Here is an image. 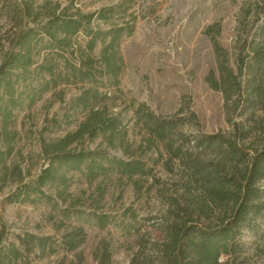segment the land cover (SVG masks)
<instances>
[{
    "label": "rangeland",
    "instance_id": "1",
    "mask_svg": "<svg viewBox=\"0 0 264 264\" xmlns=\"http://www.w3.org/2000/svg\"><path fill=\"white\" fill-rule=\"evenodd\" d=\"M263 1L0 0V62L9 50V38L17 30V20L21 23L19 2L32 8L25 28L44 24L54 11L57 15L81 12L94 16L90 23L88 18L84 19L85 27L73 37L72 47L66 51L52 45L45 35L39 36L29 73H11L13 81H18L21 106L13 110L7 131L0 116V159H5L0 163V216L7 228L8 242L18 243V237L25 233L59 238L67 226H83L87 234L80 248L85 257L83 264H99L96 254L102 243L109 245L110 264H130L142 242L161 241L164 226L172 219L174 209L170 202L183 193L188 181L182 159L196 137L222 133L230 138L245 134L243 143L248 148H257L264 139V107L257 103L250 110L236 111L233 102L206 81L218 66L214 40L227 52L230 68L237 70L242 59L248 61L251 46L261 42L257 30L264 22V14L257 7L264 8ZM101 11L106 19L98 18ZM117 29H122L115 47L122 66L119 77L98 73L95 81L75 77L66 62L79 66L88 55L97 61L105 46L98 41L94 51L89 52L88 33ZM19 51L17 46L15 53ZM42 65L46 69H41ZM47 67L54 68V79ZM47 83L49 88L43 91ZM80 98L86 105L80 103ZM6 101L2 87L0 106ZM141 105L157 118L177 123L166 142L147 140L146 118L139 121L136 116ZM92 108L118 120L116 147L109 146L107 135L100 134L94 139L86 136L70 149L99 150L110 158L123 160H130L133 155L153 169L156 180L152 176L130 179L111 172L90 181L85 171H74L67 173V187L48 184L43 188L53 201L32 194L27 202H7L9 195L36 180L49 164L45 145L76 132ZM11 132L15 138L11 137L8 145L5 137H10ZM9 148L11 153L6 155ZM169 148L175 152L181 148L182 155L174 158ZM59 192H64L66 201L58 197ZM184 200L182 197L181 201ZM68 206H74L81 217L80 213L72 216L65 221L66 227L57 229L62 221L60 212ZM93 213L110 217L107 228L96 226ZM255 225L254 230L242 231L244 249L231 264H264V219ZM37 253L31 255L36 264H69L74 259V253L62 251L41 259L35 257Z\"/></svg>",
    "mask_w": 264,
    "mask_h": 264
},
{
    "label": "trees",
    "instance_id": "2",
    "mask_svg": "<svg viewBox=\"0 0 264 264\" xmlns=\"http://www.w3.org/2000/svg\"><path fill=\"white\" fill-rule=\"evenodd\" d=\"M18 4V18L20 17L21 23L18 19L15 26L17 30H13L9 38V50L4 52L0 62V88H4V96L7 98L6 104L0 106V116L6 131L13 110L21 106V97L17 95L16 89L18 81H13L11 73L14 70L22 71L23 74L29 73L34 65L33 51L39 42V36L45 35L52 45L66 51L71 49L73 37L85 27L84 19L88 18L90 23L94 17L91 14L84 16L81 12L57 15L54 11L44 24H39L37 28H25V19L32 16V8L23 2ZM257 9H261L259 13L264 14V8L260 5ZM98 18L106 19L103 11L99 13ZM258 19H261V16ZM257 31L261 38L260 44L251 46L248 61L242 59L237 70L227 65V52L214 40L218 72L212 70L206 81L213 90L223 93L227 101L231 100L236 111L250 110L257 103L264 107V22L259 25ZM121 32L122 29L107 33L91 30L88 33L91 40L87 50L94 51L98 41H101L105 44L101 58L96 61L88 55L86 60H81L79 66L67 61V68L83 81H95L97 73L117 79L122 72V66L117 61L115 47ZM108 38L109 42L106 44ZM17 46L20 51L15 53ZM41 69H46V66L42 65ZM47 69L54 79V68ZM53 82L57 84L56 80ZM49 85L50 83H47L43 91L49 88ZM79 101L86 105L83 98ZM104 114V111L92 108L86 121L76 132L45 145L44 154L49 164L42 169L36 180L23 184L19 191L9 195L6 201L27 202L31 200L32 194L53 201L43 188L48 184L67 187V173L74 171H85L90 181L111 172L130 179L135 176H152L155 179L153 169L134 159L133 155L130 160H123L118 157L110 158L99 150L70 149L74 143H82L86 136L94 139L100 134L107 135L109 146L116 147L114 141L120 124L116 118ZM136 116L139 121L143 117L146 118L144 124L150 143H154V140L166 142L168 135L177 128L176 122L157 118L145 105L136 110ZM193 116L196 119L195 114ZM237 136L226 138L222 133H217L196 137L189 153L182 159L188 181L182 188L183 193L170 202L174 210L171 212V222L164 226L163 239L152 243L142 242L130 264H231V260L237 259L243 252L242 231L246 228L254 230L257 221L264 219V139L257 148H248L243 143L245 134ZM11 137L15 138L13 132L10 137H5L8 145ZM119 145L122 147L124 142ZM248 149L253 150L250 152ZM168 151L174 158L182 155L181 148L177 152L172 148ZM10 153L9 148L6 155ZM3 161L5 159H0V163ZM58 197L66 201L64 192H59ZM182 197H185L183 202ZM73 207L68 206L61 210L62 221L56 225L57 229L66 227L65 221L72 216L80 213L81 217V212ZM91 217L99 229L107 228L110 221L108 215L93 213ZM86 238L83 226H67V230L59 238H40L35 234L25 233L24 236L18 237V243L8 242L7 228L1 222L0 216V264H36L31 259L32 254L38 252L35 257L41 259L61 251L74 253V259L69 264H83L85 257L80 248ZM111 257L109 245L102 243L96 254L97 261L99 264H110ZM222 258L227 260L222 261Z\"/></svg>",
    "mask_w": 264,
    "mask_h": 264
}]
</instances>
